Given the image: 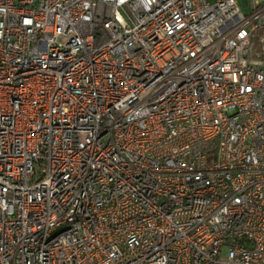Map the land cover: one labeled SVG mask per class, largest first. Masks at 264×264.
I'll use <instances>...</instances> for the list:
<instances>
[{"label":"built area","instance_id":"obj_1","mask_svg":"<svg viewBox=\"0 0 264 264\" xmlns=\"http://www.w3.org/2000/svg\"><path fill=\"white\" fill-rule=\"evenodd\" d=\"M0 264H264V0H0Z\"/></svg>","mask_w":264,"mask_h":264},{"label":"rangeland","instance_id":"obj_2","mask_svg":"<svg viewBox=\"0 0 264 264\" xmlns=\"http://www.w3.org/2000/svg\"><path fill=\"white\" fill-rule=\"evenodd\" d=\"M208 1H212V0H208ZM243 11H244V14L248 13L246 9H244Z\"/></svg>","mask_w":264,"mask_h":264}]
</instances>
